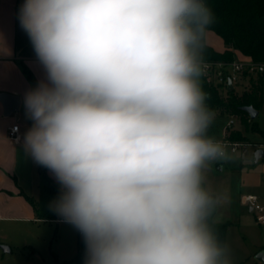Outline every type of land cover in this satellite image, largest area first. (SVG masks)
<instances>
[{"label":"clouds","instance_id":"1","mask_svg":"<svg viewBox=\"0 0 264 264\" xmlns=\"http://www.w3.org/2000/svg\"><path fill=\"white\" fill-rule=\"evenodd\" d=\"M18 18L47 77L24 97V147L84 264H232L206 187L230 154L208 135L205 0H24Z\"/></svg>","mask_w":264,"mask_h":264},{"label":"rangeland","instance_id":"2","mask_svg":"<svg viewBox=\"0 0 264 264\" xmlns=\"http://www.w3.org/2000/svg\"><path fill=\"white\" fill-rule=\"evenodd\" d=\"M210 35L220 41V36L213 31ZM241 56L239 52H235V57ZM244 88H250L247 77L238 81L236 93L239 94ZM213 111L215 120L208 130V135L222 142L228 135L227 132L234 130L233 132H240L247 138L243 142L250 143L243 159L237 152H231L226 147L230 159L212 162L206 171V187L222 197L213 220L228 222L225 243L230 249L232 264L242 261L244 264H264L255 260L256 253L264 250V226L259 225L254 213L240 202V196L243 194H264V158H259L256 162L253 158L255 143L262 141V134L251 130L247 123L243 125L238 116L229 115L225 109L216 108ZM230 118H235L234 122L227 126ZM253 121L264 131V89L261 106ZM44 195L45 200L42 198L38 212L41 217L46 218L45 212L50 203L46 193ZM259 201L264 205V196ZM35 215L39 216L38 213ZM58 218L62 216L56 213L55 219L1 220L0 264H75L73 257L78 248L80 234L72 224L64 219L57 220ZM1 246H8L9 251L4 252Z\"/></svg>","mask_w":264,"mask_h":264},{"label":"crops","instance_id":"3","mask_svg":"<svg viewBox=\"0 0 264 264\" xmlns=\"http://www.w3.org/2000/svg\"><path fill=\"white\" fill-rule=\"evenodd\" d=\"M23 2L24 0H0V91L20 97L19 109L8 116L3 114L0 102V221L46 219L36 217L32 206L19 194L22 190L27 196L34 198L41 207V200L42 198L45 200L46 193L43 187L44 179L37 170L38 164L24 147V136L30 128L24 97L40 81H46L47 77L27 33L20 26L18 14ZM210 31L206 33L205 44L215 51L222 52L225 49L222 39L220 38V41L214 39ZM232 88L236 91V85H232ZM13 124H18L20 139L17 141L8 136L9 127ZM261 134L262 141L255 143L254 152L261 143H264V131ZM47 173L56 180L50 170L47 169ZM257 195L260 198L264 196Z\"/></svg>","mask_w":264,"mask_h":264},{"label":"trees","instance_id":"4","mask_svg":"<svg viewBox=\"0 0 264 264\" xmlns=\"http://www.w3.org/2000/svg\"><path fill=\"white\" fill-rule=\"evenodd\" d=\"M207 6L212 10L215 21L209 30L216 33L222 39L225 49L222 52L215 51L211 46H204L203 61L230 63L235 59V52L242 56L250 57L255 63L264 62V0H205ZM249 89H244L239 94L235 89L230 90L221 88L214 84L212 80H206L202 76L201 87L207 94L206 103L211 110L216 108L225 109L230 114H235L241 119L242 124L250 126L251 130L259 131L261 129L250 119L249 114L241 109L243 105H252L259 110L262 102V86H264V75H249ZM225 97H223V92ZM28 124L31 128L33 121L28 116ZM232 125V124H231ZM230 125V126H231ZM227 132L224 137L225 141H246V137L240 132ZM37 170L43 177V187L47 193L50 205L58 199L61 193V185L58 181L52 179L47 168L38 164ZM25 200L32 206L33 210L38 213V202L27 196L22 190L19 191ZM46 218L55 219L56 212L51 207L47 209ZM215 213V212H214ZM214 215V214H213ZM211 225L218 239L225 243V233L228 222H215L213 217ZM85 242L82 235L79 236L77 252L73 257L75 264H84ZM58 264H65L58 263ZM237 264H244V261Z\"/></svg>","mask_w":264,"mask_h":264},{"label":"built area","instance_id":"5","mask_svg":"<svg viewBox=\"0 0 264 264\" xmlns=\"http://www.w3.org/2000/svg\"><path fill=\"white\" fill-rule=\"evenodd\" d=\"M204 62V73L203 77L206 80H212L214 84H218L223 90L227 88V80L230 78L232 85H236L238 81L242 78L249 77V75L257 76L264 75V62L255 63L250 57H235V59L230 63L222 62ZM234 122V118H230L227 122V126H230ZM9 138L14 141L20 139V134L18 133V124H13L9 127L8 132ZM226 147L230 149L231 152H237L241 159L244 158L246 153V147L250 144L243 141H222ZM259 148L264 150V143H261ZM264 158V156L260 157ZM260 197L257 194H243L240 196V202L246 205L253 213L256 222L259 225L264 226V205L260 203ZM64 218H59L57 220H63ZM79 232V231H78ZM80 235H82L79 232Z\"/></svg>","mask_w":264,"mask_h":264},{"label":"water","instance_id":"6","mask_svg":"<svg viewBox=\"0 0 264 264\" xmlns=\"http://www.w3.org/2000/svg\"><path fill=\"white\" fill-rule=\"evenodd\" d=\"M230 89H232V82L229 78L227 80V90ZM0 102L3 107V114L5 116H8L19 109L20 97L15 94L0 91ZM241 109L249 114L250 119H254L258 114V110L255 109L252 105H243L241 106ZM262 156H264V150H262L261 148L256 149L254 152V161L256 162ZM1 248L4 252L9 251L8 246H1ZM255 260L258 262H264V250L261 249L256 253Z\"/></svg>","mask_w":264,"mask_h":264}]
</instances>
